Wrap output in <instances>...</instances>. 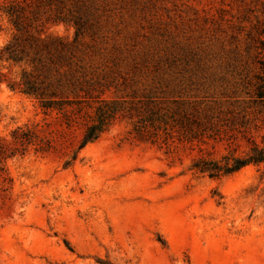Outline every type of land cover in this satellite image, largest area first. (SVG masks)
Returning <instances> with one entry per match:
<instances>
[{
    "label": "rangeland",
    "instance_id": "374dc122",
    "mask_svg": "<svg viewBox=\"0 0 264 264\" xmlns=\"http://www.w3.org/2000/svg\"><path fill=\"white\" fill-rule=\"evenodd\" d=\"M6 1L0 47L12 34ZM109 7L135 32L139 56L174 64L177 89L227 99L224 107L239 112L228 132L233 143H151L117 120L70 166L62 154L7 158L0 264H264L262 165L217 178L189 168L198 155L242 153L244 126L264 144V0H110ZM52 31L73 35L64 25ZM41 118L33 100L0 85V138Z\"/></svg>",
    "mask_w": 264,
    "mask_h": 264
},
{
    "label": "trees",
    "instance_id": "16d2710c",
    "mask_svg": "<svg viewBox=\"0 0 264 264\" xmlns=\"http://www.w3.org/2000/svg\"><path fill=\"white\" fill-rule=\"evenodd\" d=\"M109 2L7 0L3 5L12 34L0 47V85L33 100L42 115L0 138L3 181L7 158L62 154L64 167L70 166L117 120L129 122L137 139L151 143L173 138L199 148L209 139L233 143L228 132L239 112L224 107L227 99L177 89L174 64L148 60L146 52L139 56L131 44L135 32L124 30L123 14L109 12ZM58 25L71 27L72 37L54 33ZM239 132L247 143L242 153L229 149L218 159L198 155L189 168L211 178L250 164L264 168V144L252 139L246 126Z\"/></svg>",
    "mask_w": 264,
    "mask_h": 264
}]
</instances>
